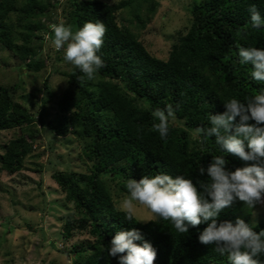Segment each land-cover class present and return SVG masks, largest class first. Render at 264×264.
<instances>
[{
  "label": "trees",
  "instance_id": "1",
  "mask_svg": "<svg viewBox=\"0 0 264 264\" xmlns=\"http://www.w3.org/2000/svg\"><path fill=\"white\" fill-rule=\"evenodd\" d=\"M142 2H149L148 10L153 11V0H65L64 19L59 21V0H0V45L19 62L18 71L37 73L46 66L42 43L46 38L51 41L49 25L63 23L73 32L86 22L106 27L97 53L105 66L91 80L74 66L62 73L66 86L54 100L53 121L44 119L53 94L47 79L48 97L35 112L17 100L18 83L0 85V131H20L1 146L0 172L13 174L25 168L40 135L36 123L49 134L70 133L82 142L79 154L85 169H54L50 177L63 193V201L72 204L59 218L62 249L74 255L71 264H119L118 257L109 256L105 248L117 232L132 229L143 237L137 244L148 241L156 249L154 264H228L214 245L198 241L207 223L178 234L170 221L156 216L145 220L149 222L124 220L107 180L129 195L125 182L130 178L139 181L144 175L164 173L205 179L199 177V167L206 168L212 156L226 155L214 137H204L196 129L210 127V113L226 111L223 102L233 98L246 102L264 92V83L252 78V66L241 64L238 55V46L264 49V26L253 28L248 11L255 5L264 18V0H192L189 26L179 32L166 58L151 53L131 28L117 21V12L133 4L134 17L143 22ZM168 104L175 109V118H170L165 141L152 130L158 122L152 113ZM225 158L229 170L246 166L238 157ZM237 202L220 214L218 222L235 223L240 218L253 230H264V221L252 222L251 213L235 207ZM135 221L140 220L135 217ZM75 236L85 237L67 246ZM257 259L264 264V255Z\"/></svg>",
  "mask_w": 264,
  "mask_h": 264
},
{
  "label": "clouds",
  "instance_id": "2",
  "mask_svg": "<svg viewBox=\"0 0 264 264\" xmlns=\"http://www.w3.org/2000/svg\"><path fill=\"white\" fill-rule=\"evenodd\" d=\"M248 11L253 28L264 26V18L255 5ZM49 28L53 34L51 43L57 50L63 49L64 60L87 79H94L105 66L97 54L104 43L105 25L86 22L75 32L63 23H53ZM238 55L241 64L252 66V78L264 83V49L238 46ZM223 103L226 111L210 113L211 126L196 131L204 137H214L226 155L212 156L206 168L199 167V177L205 179L194 181L164 173L144 175L139 181L128 179L125 187L129 195L122 203L123 218L129 222H149L135 221L136 202L154 216L170 221L178 234L188 233L189 226L207 223L198 236L201 244L214 245V251L226 256L228 264H261L257 257L264 255V230L257 232L240 218L233 223L218 222V217L237 200L252 210L258 204L264 205V92L246 98V102L233 98ZM179 107L177 104L176 109ZM152 115L158 121L152 130L166 141L175 109L168 104L165 109H155ZM228 155L238 157L246 166L229 170L225 158ZM138 240L143 237L137 229L119 231L105 252L118 257L119 264H154L156 249L148 241L137 244Z\"/></svg>",
  "mask_w": 264,
  "mask_h": 264
},
{
  "label": "rangeland",
  "instance_id": "3",
  "mask_svg": "<svg viewBox=\"0 0 264 264\" xmlns=\"http://www.w3.org/2000/svg\"><path fill=\"white\" fill-rule=\"evenodd\" d=\"M59 1L61 5L56 10L57 19L63 21L61 11L65 0ZM153 1L156 4L152 12L148 10L150 3L142 2L140 16L143 22L134 17L133 4L117 12V21L131 28L151 53L166 58L179 32H186L189 26L188 7L192 0ZM56 50L49 38H46L42 43V57L47 60L46 66L33 73L22 68L18 71L19 62L0 45V85L18 83L17 100L33 112L40 108L42 99L48 97L44 87L47 79L48 89L53 94L46 103L45 121H53L56 117L54 100L66 86V77L62 73L73 67L64 60L63 49L58 53ZM35 127L40 135L34 142L33 152L26 158L25 168L13 174L3 170L0 172V264H71L74 255L62 249L64 240L60 235L59 218L71 210L72 204L63 201V193L50 177V171L68 166L75 171L84 170V157L79 154L82 142L77 141L70 133L61 136L49 134L47 128H43L40 123H36ZM19 132L17 128L1 130L0 151L1 146L19 135ZM192 135L195 136L196 133L192 132ZM107 184L116 205L122 208L128 195L120 192L113 180L108 179ZM134 205L138 220L145 221L155 217L142 205L136 202ZM235 207H239L243 213L250 212L252 222L264 221L262 204L252 210L238 201ZM84 237L75 236L66 245Z\"/></svg>",
  "mask_w": 264,
  "mask_h": 264
}]
</instances>
